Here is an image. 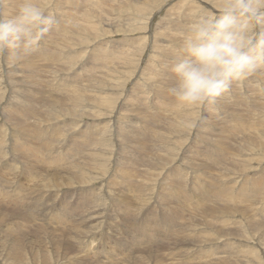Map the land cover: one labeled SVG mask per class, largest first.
<instances>
[{"label":"rangeland","instance_id":"374dc122","mask_svg":"<svg viewBox=\"0 0 264 264\" xmlns=\"http://www.w3.org/2000/svg\"><path fill=\"white\" fill-rule=\"evenodd\" d=\"M222 1L37 0L44 7L46 13L52 14L56 19V24L41 42L40 49L30 59L19 63H13L6 55L1 59L2 55H0V80L4 83L3 90L0 91L4 97L0 101V203L3 202L0 205V214L9 215L7 217H11V221H13L11 224L14 228H16V221L17 223L20 222L21 216H25L26 220L30 218L34 220L33 216L37 219L40 217L42 220L38 224L30 226L29 234L23 228V232L27 236L14 243H11L14 239L16 240L14 233L11 232L13 233L11 235L9 232V234L4 233L3 239L0 238V264L11 262L15 264H63L76 253L79 254L77 262L81 264H117L119 262L120 264H140L139 261L141 260L146 261V264H159V259L166 263L167 258L168 262L172 261L174 264H187V249L191 251L194 249V254H198L199 249L205 250L206 255L202 257L204 259L218 255L216 251L207 255L210 248H219L221 256L226 257L229 263H238L241 260L243 264H264V212H262L264 210V154L262 156L257 155L259 147H264V123L261 121L262 116H264V109L258 108L259 105L264 104V71L243 80V85H234L230 90L243 95L248 103H253L255 100L254 103L257 102V105L252 108H244L238 98L234 99L231 104H222L218 111L223 115L211 114L209 116L205 114L204 117L200 115L201 118L199 117L198 121H203L204 124L199 125L195 132L190 126L185 129L181 128L179 120L182 119L184 109L177 106L167 93L166 89L170 83L167 79L169 74L162 73L159 82L153 83L154 70L157 67L163 69V66L175 54V45L178 44L187 25L198 15L205 12L212 13L214 9H219ZM16 2L17 0H7L8 5L12 6L8 8V11L13 10ZM165 5L167 8H163ZM191 8H194L195 12ZM149 31H153L152 37L145 35ZM147 43L150 44V52L145 49ZM34 81H38L37 85L40 86L32 85L31 83ZM76 81L77 93L72 98H63V112L60 115L51 112L52 118L42 114L44 118L51 119L50 127L46 125L47 122L44 123L46 126L40 125L37 121L39 120L38 117L33 118L31 116L29 125L25 122L27 120H24L26 127L24 133L26 135L20 136L23 139L19 145L20 150H27L24 147L21 148V144L28 145V147H33V145H36L37 148L41 147L43 155L46 156L43 159L44 166L42 165L40 168L43 170V167H47L45 168L46 172H43V177L47 173H53L45 182L46 187L53 190H45L48 193L43 191V193L40 192L42 195H39L36 191L31 192L37 181L27 182L28 179L24 177L25 175L21 174L20 177L18 174V166L21 167V163H24L23 159H19L21 162L16 163L17 166L14 162L11 164L9 161H15L11 155L17 157V154L12 150L11 146L13 145L11 144L14 141L11 139L18 135L13 134V137L10 138L11 132L14 128L19 131L20 126L15 123L11 110L9 107L7 108L6 103H11L13 94L15 99L12 98V100L17 105L24 102L27 107H31L33 101L39 98L42 99L40 102L47 105L51 102L52 93L55 90L74 85ZM22 82L25 83V88L21 95L19 91L24 86ZM18 86L19 88H17ZM147 94L151 95V103L155 107L154 112H151L146 105L149 103V98L146 99ZM233 97L236 96L233 94ZM33 104L36 106L37 113L42 111L37 102ZM117 105H119V109H117ZM196 109L197 107L192 109L191 119H195ZM71 113L73 120H70ZM204 113L201 111L202 115ZM240 114H243L244 117H241ZM246 117L251 119L250 123ZM16 118L15 120H17ZM231 120H238V123L231 126ZM57 126L61 127L60 137L55 133ZM76 126L77 132L80 128L89 129L92 134L86 132V136L89 137L90 135V139L93 140L92 145L87 143L88 146L83 149L77 144V154L74 153L73 142ZM34 127L40 130L34 133L32 130ZM99 131L102 132L97 134ZM238 133L240 135H237ZM42 134L46 135L42 136ZM32 135L38 136V138H33ZM29 136L32 139L28 138ZM44 139L46 140L44 141ZM30 140L36 143L34 144ZM198 142H203V144L199 143L203 148V145L206 144L214 148L220 154L219 160L210 162L211 158L200 153L203 148ZM67 148L70 149V154L64 157L62 164L49 159V154H54V150L60 151ZM154 151H160L164 155H174L175 168L186 171L187 177L186 180L184 179L186 187L180 191H183L184 194V191L189 190L187 193H191L190 195L185 193L187 196L184 195L191 198L186 203L187 206L191 203L190 207L185 208L178 202L165 200L161 189V192L156 193L159 190L158 183L154 182L157 174L146 175L147 170L139 164L141 160L150 157ZM191 155L196 156L193 158L195 161L192 159L190 163L194 162L195 165L199 163L196 167L201 169L192 166L185 158ZM77 163H79L82 171L92 175L102 173V166L107 164L105 170L117 176L113 179L108 173L104 180L105 187L107 184L106 189L112 197L116 196L117 200L123 197L129 200L131 198L133 201L131 204L134 207L131 209L134 210L133 216H130L120 212L116 204L108 207L95 202V209L97 210L95 213H103L99 217L100 228L96 233L106 234V238L104 236L105 240L96 239L93 241L91 243L92 250L86 251L87 247H85V249L80 248L79 252L74 251L75 249L78 251L75 244H73L75 246L72 249L71 243L62 242L63 240L61 241L58 237L64 221L42 222L48 213L60 212L51 209L55 203L62 201L64 208L69 205L71 208L68 206L65 210H71V213L66 214V217L69 215L68 218L71 219L76 214L78 215V212L73 211L72 213V209L75 208H72L74 199H77L79 203L80 200L84 199V196L95 198V194L98 193L95 192L90 195L89 185L76 184L69 179L70 177L66 173L67 168L69 164L71 167ZM112 163H114V168L111 167ZM55 167L61 169L56 170ZM171 167L173 166L169 168ZM188 167L193 169L202 181L193 180L192 174H188ZM176 173L174 172L173 176L171 174L166 176L170 178L166 179L169 181H166L168 185H170V181L176 179L174 176ZM150 175L153 177L151 178ZM146 178L148 182H146ZM110 179L112 180L110 181ZM129 179L144 180L148 184L150 182L149 185L154 186V189L145 191L146 198L143 193L144 198H135L134 195L132 196V192L125 194L124 190L127 189V186L121 182V180L127 181ZM107 180L110 184L112 183V187L109 186ZM38 182H42L41 178L38 179ZM113 184L119 187H115ZM171 184L173 185V183ZM96 185L98 183H94L90 187ZM194 185L204 192L199 198L195 193ZM120 186H124V190ZM173 187L177 188L174 185ZM116 188L120 189L117 190ZM259 188L262 190L256 192ZM192 189L195 191L193 192ZM108 192L103 191L105 198L109 197ZM1 193L3 194L1 195ZM194 193L197 198H194ZM230 194H232L231 199L229 198ZM217 195L220 196V200H218ZM31 197L36 200L34 205L30 204ZM201 199L206 202L204 209L207 206L206 209L210 208L209 210H211L209 217L205 220L204 217L197 216L198 220L196 215L191 213L194 202L197 203ZM44 203L46 204L45 207ZM178 206L184 208L181 210L185 211L175 210L176 207L179 208ZM147 207L151 209L153 216L149 219L143 217V222H137L136 217L141 214L138 209L145 210ZM35 209L40 210L38 212ZM22 211L24 215L21 214ZM114 211L117 215L113 214ZM119 216H122L121 218L125 220L126 224L120 223L121 218ZM172 216L175 217L172 224L174 227L172 225L168 227L166 218ZM90 220L85 221L86 223L84 222L85 224L79 228H87ZM128 220L130 221L128 222ZM77 221L80 222L78 219ZM223 222L227 223L224 224ZM221 223L224 225L220 226ZM124 224L130 237H125V233H123L125 232L123 231ZM66 227L68 232L71 230L69 233L72 232L69 235L70 238L82 237L83 233L79 229H75L73 232L74 226ZM220 227L225 230L223 233H221L222 231L219 232ZM186 228L188 230H185ZM200 232H205L206 235L194 237V239L189 237L191 234L198 235ZM119 234L122 236L120 237ZM131 234L137 238L160 235L162 239H156L151 244L146 239V241L142 240V245L137 246L139 248L135 247L133 250H128L130 252L125 253L126 244L129 242L128 245H130L132 242ZM87 236L91 238L89 233ZM87 240L88 237L84 239L83 243H86ZM197 243H201V247L195 249ZM103 245H108L105 249L109 255L107 252H103L102 247L98 249L102 253L95 254L94 248ZM116 246L119 247L117 251L114 250ZM158 247L160 250L157 252L155 249L158 250ZM67 249L69 252L66 251ZM121 251L124 253L120 254ZM63 252L68 255H64ZM43 253L49 254L46 263L42 256ZM158 253H161V257ZM242 253H247L246 257H243ZM147 254L152 256H146ZM175 255L178 257L176 258ZM135 257L136 260L131 261ZM147 258L149 261L151 260L150 263ZM200 264L202 263L200 262Z\"/></svg>","mask_w":264,"mask_h":264},{"label":"bare ground","instance_id":"6f19581e","mask_svg":"<svg viewBox=\"0 0 264 264\" xmlns=\"http://www.w3.org/2000/svg\"><path fill=\"white\" fill-rule=\"evenodd\" d=\"M223 2V1H222ZM221 2V3H222ZM173 3V2H172ZM180 5H181V2H180ZM192 7V6H191ZM163 8H167V6L165 5ZM191 9H193L194 10V8H191ZM202 9V8H201ZM211 9V8H210ZM217 9V8H216ZM212 9L213 11L212 12H216V11H219V9ZM194 12H195V10H194ZM209 12V11H208ZM205 13H207V12H205ZM152 34H153V31H149V32H146L145 33V35L147 36V37H152ZM145 49H147V51L148 52H150V44L149 43H147L146 44V47H145ZM5 57V55H2L1 56V59H3ZM23 83V82H22ZM32 85H34V86H40V85H37L38 84V81H34V82H32L31 83ZM46 84V83H45ZM22 85V84H21ZM23 88L21 89V91H19L20 92V94L22 95L23 94V90H24V88H25V83H23ZM48 85V84H47ZM46 85V86H47ZM236 85H243V81H241V82H239L238 84H235V86ZM3 87H4V83L0 80V91H2L3 90ZM48 87V86H47ZM15 88V87H14ZM17 88H19V86L17 87ZM16 88V89H17ZM49 88V87H48ZM252 92H255V91H252ZM77 93V81H76V83L74 84V85H70V86H65L64 88H62V89H58V90H55L53 93H52V99L50 100L51 102H49L47 105H44L42 102H40L42 99L41 98H39V99H37V100H34L33 101V103L34 102H37V105L38 106H40L41 107V109H42V111L41 112H38L37 113V111H36V106H34V104L32 103V106L31 107H27L26 106V104L23 102V101H21V102H23L21 105H17L15 102H13V100H12V98H14L15 99V96L12 94V98H11V103H6V106H7V108L9 107L10 108V110H8V111H10L11 112V114H12V117H13V119H14V121H15V123L18 125V126H20V129H19V131H17V129H15L14 128V130H13V132H11L12 134V136H10V138H12L13 137V134H17L18 136H16V137H14V138H12L11 140H13L14 142L11 144V145H13V146H11L12 147V150L17 154V157H15L14 155V158L16 159V161H12V160H9L10 161V163L11 162H14L15 164L18 162V161H20L19 159H23V161H24V163H23V166L24 167H26V168H24L23 166H18V168H19V171H23V172H26L25 173V178H27L28 180H27V182L28 181H32V182H34V180L35 181H37L36 182V184L34 185V187H33V189L31 190V192H33V191H36V193L38 192L39 193V195H42V194H40V192H42L43 193V191H45V190H53V189H50V188H47L46 187V184H45V182H46V180H47V178H49L50 176H52L53 175V173H50V174H46L45 175V177H43L44 176V173L43 172H46V169L45 168H47V167H43L44 169L43 170H41L42 168H40V166H44V163H43V159H45V157L44 156H46V155H43V149H41V147L40 148H37V147H35L34 145H33V147H28V145L26 146V145H24V144H21V148H26L27 150H25V151H22V150H20V148H19V145H20V143L22 142V140L23 139H21V137H22V135L24 134V135H26V133H24L25 131H26V127L24 126L25 124H24V120H27V121H25L27 124H28V122H29V120H30V117L32 116L33 118H36V117H38L39 118V120H37L38 122H39V124L40 125H43V126H49L50 127V124H49V122H51V119L50 120H48L47 119V117L46 118H44L43 116H42V114L43 115H47L48 117H52V115L50 114L51 112H53V113H58L59 115L63 112V104H62V100H63V98H65V97H69V98H72V97H74V95ZM233 94L236 96V97H233ZM252 96V95H251ZM38 97V96H37ZM49 97H50V95H49ZM17 98V97H16ZM149 98V103H146V105H147V107L149 108V110L151 111V112H154L155 111V107H153V103H151V95L150 94H147L146 95V99H148ZM239 99L240 101H241V103H242V105H243V107L244 108H247V107H250V108H252L254 105H257V102L256 103H254V101L255 100H253V103H248L247 101H246V99H245V97L243 96V95H241V94H239V93H236V92H232V91H230L229 93H227L225 96H223L221 99H220V101L218 102V104L217 105H215V106H211V107H197V109H196V114H195V120H197V123H196V125L195 126H193L192 127V131L193 132H195L196 131V129L198 128V126L200 125H203L204 124V122L203 121H201V122H199L198 120H199V117H200V115L201 116H205V114H208L209 116L211 115V114H219V115H223L222 113H219V108H220V105H222V104H231V103H233V100L234 99ZM255 98V97H254ZM4 99V97H3V95H2V93H0V101H2ZM261 100V99H260ZM45 101V100H44ZM121 101H122V99H121ZM264 101V100H263ZM47 102V101H46ZM6 108V107H5ZM258 108L259 109H264V104L263 105H259L258 106ZM40 109V110H41ZM117 109H119V105H117ZM192 109L193 108H191V109H184V111L182 112L183 113V115H182V118H190L191 119V116H192V114H193V112H192ZM2 110V109H1ZM39 110V109H38ZM7 111V110H6ZM201 111H204L205 113L202 115L201 114ZM245 111V110H244ZM211 112V113H210ZM72 116H73V114L71 113L70 114V120H73V118H72ZM208 116V117H209ZM240 116L241 117H244V115L243 114H240ZM11 117V116H10ZM17 117V118H16ZM207 117V116H206ZM205 117V118H206ZM15 118L17 119V120H15ZM53 118V117H52ZM201 118V117H200ZM247 118V120H249V122L248 123H250V121H251V119L249 118V117H246ZM11 121H12V118L10 119ZM10 120H9V122H10ZM205 120V119H204ZM261 121L264 123V116H262V118H261ZM45 122H47V124L46 125H44V123ZM199 122V123H198ZM231 123H230V125L231 126H234V125H236L237 123H238V120H231L230 121ZM49 124V125H48ZM29 125V124H28ZM14 127V126H13ZM187 126H182L181 125V128L182 129H185ZM31 128H32V126H31ZM30 128V129H31ZM28 130H29V128H27ZM33 130V132L34 133H36L38 130H40L39 128L37 129V128H33L32 129ZM32 132V131H31ZM41 132V131H40ZM86 132H88V134H92L90 131H89V129H87V128H84V129H79V132H77V126H76V131H75V137L73 138V142H74V147H75V151H74V153H76L77 154V144H78V146L81 148V149H83L85 146L87 147L88 146V144H90V145H92L93 144V140L92 139H90V135H89V137L88 136H86ZM102 131H99L97 134H100ZM55 133L60 137V135H61V127L60 126H57L56 128H55ZM104 133V132H103ZM196 134H197V132H196ZM35 135V134H34ZM34 135H32L33 136V138H38V136H34ZM44 135H46V134H42V136H44ZM77 135H78V141H77ZM237 135H240L239 133L237 134ZM21 136V137H20ZM238 137V136H237ZM24 138V137H23ZM27 138V137H26ZM28 138H30V139H32L30 136L28 137ZM26 140V139H25ZM24 140V141H25ZM35 140V139H34ZM39 140V139H38ZM46 139H44V141H45ZM27 141V140H26ZM25 141V142H26ZM31 141V140H30ZM29 142V141H28ZM31 142H33V141H31ZM24 143V142H23ZM27 143V142H26ZM30 143V142H29ZM34 144L36 143V142H33ZM37 143H38V141H37ZM88 143V144H87ZM199 143H202L203 144V142H198V144ZM28 144V143H27ZM39 144H40V142H39ZM43 145V144H42ZM200 145V144H199ZM32 146V145H31ZM39 146H41V145H39ZM196 146V145H195ZM201 147H202V145H200ZM204 146V148L203 149H201V150H203L202 152H200L201 154H204V155H206V156H208L209 158H211L212 160H210V162H216V161H218L219 160V158H220V154L217 152V151H215V149L214 148H212L210 145H208V144H206V145H203ZM8 147V146H7ZM198 147V146H197ZM196 147V148H197ZM195 148V149H196ZM198 149H199V147H198ZM198 151V150H197ZM9 152V151H8ZM7 152V153H8ZM70 152V149L69 148H67V149H63V150H60V151H54V155H56V157H51V154H49V159H52V160H55V162H59V163H63V159H64V157L66 156V155H68V154H70L69 153ZM10 153V152H9ZM12 153V152H11ZM73 153V154H74ZM6 154V153H5ZM20 154V155H19ZM264 154V147H262V146H260L259 147V149H258V152H257V155H259V156H262ZM75 155V154H74ZM8 156V155H7ZM195 156L196 155H191V156H186L185 158H187L188 159V162L190 163V160H192L193 158H195ZM77 157V156H76ZM75 157V158H76ZM175 156L174 155H164V154H161V152L160 151H154L153 153H152V155L150 156V157H148V158H146V159H143V160H141L140 161V165H143L144 166V168L147 170V172H145V173H147L146 175H148V174H151V173H155V174H157L156 176L157 177H155L154 178V182H157L158 184V186H159V190H158V192H156V193H159V192H161L160 191V189L162 190V192H163V196L165 197V200H168L169 202H178L180 205H182V207L184 206L185 208L186 207H190V204L187 206V204L186 203H188V201L189 200H191V198H188V197H185L184 195H186V194H188L187 192L189 191V190H187V191H184L185 193L183 194V191H180V190H182L184 187H186L185 186V182H184V179L187 177V173H186V171L184 170V169H176L175 168ZM197 158V157H196ZM21 159V160H22ZM194 160V159H193ZM199 160V159H198ZM195 161V160H194ZM197 161V160H196ZM21 162V161H20ZM75 162V161H74ZM73 162V163H74ZM197 162H199V161H197ZM8 163V162H7ZM194 163V162H193ZM192 162L190 163L192 166H197V165H195V164H193ZM11 164H13V163H11ZM18 164V163H17ZM17 164H16V166H17ZM22 164V163H21ZM41 164V165H40ZM72 164V163H71ZM75 164V163H74ZM20 165V164H19ZM200 165H202V164H200ZM69 166H70V164H69ZM68 166V168H67V171H66V173L69 175V179L70 180H72V181H74L76 184H83V185H89V194L90 195H92V194H94L95 192H98L97 194H95V198H91V197H88V196H84L83 198V200H80L79 201V203L77 202V199H74L73 200V203H72V208L73 207H75L74 209H72V213H73V211L76 213V212H78V215L76 214V216H74V217H72L71 219H69L68 217H69V215L66 217V214H69V213H71L70 211H67V210H65V208H67V207H65L64 208V205H63V203H62V201L60 202V203H55L54 205H52V207H51V209L52 210H55L54 209V207L55 206H57L58 208H59V210H60V212L58 213V212H54V213H51L50 211V213H48V215L45 217V218H43L44 219V221H42V222H45V223H54V221H56V222H58V221H64V224H63V226L61 227V229H60V233H59V235H58V237L61 239V241L62 242H68V243H71L70 244V246L71 245H73V244H75L77 247H78V251H76L77 249H75L74 251L75 252H79V249L80 248H84L85 249V247H87V249H86V251L88 250H92L93 248L91 247V243L93 242V241H95L96 239H98V240H105L104 239V236H105V238H106V234L104 235L103 233H96L98 230H99V228H100V219H99V217L103 214V213H95L97 210L95 209V202H96V204L98 203V204H101V205H104V206H108V207H110L109 205H112V204H116V205H118V209L120 210V212H122L123 214H125V215H130V216H133V211L131 210V209H133L134 207L132 206V202L133 201H131V198H130V200L129 199H127V198H125V197H123V198H121V199H119V200H117L116 199V196H114V197H112V195L110 194V192H108V189H106V187H107V184H106V187H105V184H104V180H105V177L108 175V173L109 172H107L105 169L107 168V164H104L102 167H103V172L102 173H94L93 175L92 174H89V173H87V172H84V171H82L81 170V168L79 167V163H77V165H73V166H71V167H69ZM170 166H173V167H171V168H169ZM177 166V165H176ZM111 167L112 168H114V163H112L111 164ZM179 167V166H178ZM198 167V166H197ZM196 167V168H197ZM13 168V167H12ZM55 168H57L56 170H58V169H61V168H59V167H55ZM169 168V169H168ZM205 168V167H204ZM203 168V169H204ZM197 169H201V168H197ZM16 170H17V168H16ZM55 170V169H54ZM53 170V171H54ZM53 171H51V172H53ZM187 171H188V174H192L191 176H193V180H196V181H202L200 178H199V176L195 173V171L193 170V169H191V168H189L188 167V169H187ZM56 172V171H55ZM174 172H177L174 176H175V180H173V177H171L172 179L171 180H173V181H170L171 183H173V185L174 186H176L177 188H174L173 187V185L171 184V183H169L170 185H172V186H170V185H168V183H166V179H170V178H167L168 176H169V174H171L172 176H173V173ZM1 173V172H0ZM164 173V174H163ZM163 174V175H162ZM153 175V174H152ZM162 175V176H161ZM168 175V176H167ZM195 175V176H194ZM20 177H21V175H19ZM109 176H112V178L113 179H115V177L117 176L116 174H114V173H109ZM167 176V177H166ZM150 177L152 178L153 176H151L150 175ZM23 178V177H22ZM39 178H41V181L42 182H38V179ZM117 178H119V177H117ZM147 178H149V176H147ZM146 178V179H147ZM192 178V177H191ZM5 179V178H4ZM22 180V179H21ZM112 179H110V181H111ZM150 180V179H149ZM186 180V179H185ZM109 180H107V182H108ZM144 181V180H143ZM139 181V180H137V179H129V180H121V182H123V184H125V186H127V189L126 190H124L123 189V187L124 186H120L124 191H125V194H128V193H126V192H132V196L134 195L135 196V198H137V197H140L141 199L142 198H144L143 196H142V193L145 195V198H146V193H145V191H147V190H149V189H152L154 186H150L149 184H150V182H149V184L148 183H146V182H148V179L146 180V182L144 181ZM31 182V183H32ZM106 182V183H107ZM113 182V181H112ZM120 182V183H121ZM167 182H169V181H167ZM94 183H98V185H96V186H94V187H90V186H92ZM109 183V182H108ZM153 183V182H152ZM15 184H17V183H15ZM21 184V183H20ZM23 184V183H22ZM34 184V183H33ZM112 184V183H111ZM111 184L109 183V186L110 187H112L111 186ZM116 184V183H115ZM115 184H113V185H115ZM167 184V185H166ZM156 184H155V186H157ZM108 186V187H109ZM116 186H118V185H115V187ZM21 187H24V186H21ZM114 187V188H115ZM119 187V186H118ZM192 187V186H191ZM223 187H226V186H223ZM158 188V187H157ZM194 188H195V190H193V192L195 191V193L197 194V196H198V198L201 196V195H203L204 194V192L200 189V188H197V187H195V185H194ZM17 189H20V188H17ZM74 189V188H73ZM110 189V188H109ZM112 189V188H111ZM117 190H119L118 188H116ZM134 189H136V190H134ZM154 189V188H153ZM261 188H259L256 192H258L259 190H260ZM57 190V189H56ZM114 190V189H113ZM117 190H116V193H117ZM262 190V189H261ZM24 191V190H23ZM58 191V190H57ZM62 191V190H61ZM92 191V192H91ZM103 191L104 192H108L110 195H111V197H110V195H109V197H107V198H105V195H104V193H103ZM25 192V191H24ZM30 192V193H31ZM46 192V191H45ZM112 192V191H111ZM115 192V191H114ZM191 192V191H190ZM46 193H48V192H46ZM50 193V192H49ZM88 193V192H87ZM115 193V194H116ZM151 193H153V192H151ZM150 193V194H151ZM195 193H194V198L196 197L195 196ZM3 193H1V195H2ZM26 194H28V193H26ZM63 194V193H62ZM114 194V193H113ZM118 194V193H117ZM121 194H123V193H121ZM162 194V193H161ZM191 193H189L188 195H190ZM256 194V193H255ZM258 194V193H257ZM18 195V194H17ZM48 195V194H47ZM57 195V194H56ZM65 195H67V194H65ZM69 195V194H68ZM124 195V194H123ZM130 195H131V193H130ZM60 196V195H59ZM124 196H128V195H124ZM156 196V195H155ZM157 196H158V194H157ZM187 196V195H186ZM231 196H232V194H230V196H229V198L231 199ZM254 196V195H253ZM32 197H34V196H32ZM31 197V199H30V204L31 205H34L35 203H36V200H35V198H32ZM36 197V199H38V197L37 196H35ZM40 197V196H39ZM43 197H44V195H43ZM50 197H52L51 196V194H50ZM64 197V196H63ZM117 197H119V195H117ZM190 197V196H189ZM217 197H218V200H220V196L219 195H217ZM255 197V196H254ZM149 198H151V197H149ZM161 198V197H160ZM197 198V197H196ZM244 198H246V197H244ZM248 198V197H247ZM250 198V197H249ZM252 198V197H251ZM257 198V197H256ZM261 198V197H260ZM43 199V198H42ZM47 199V198H46ZM45 199V200H46ZM133 199V198H132ZM258 199V198H257ZM39 200V199H38ZM48 200V199H47ZM162 200V199H161ZM246 200V199H245ZM44 201V200H43ZM163 201V200H162ZM168 201H166V202H168ZM8 202V201H7ZM48 202V201H47ZM140 202V201H139ZM159 202V201H158ZM43 203V202H42ZM71 203V202H70ZM78 203V204H77ZM193 203V202H192ZM195 204H193L192 205V211L193 212H191L192 213V215H196V218H198V217H204L203 219L205 220L206 218H208L209 217V215H210V213H211V210H209V209H206V207H205V209H204V206H205V200H200V201H198L197 203L196 202H194ZM236 203V202H235ZM1 204H3V202L2 203H0V205ZM51 204V203H50ZM65 204V203H64ZM136 204V203H135ZM172 204H174V203H172ZM171 204V205H172ZM177 204V203H176ZM241 204V203H240ZM245 204V203H244ZM45 203H44V207H45ZM67 205V204H66ZM177 206V205H176ZM242 206V205H241ZM70 207V206H69ZM113 207H115V206H113ZM168 207V206H167ZM166 207V208H167ZM175 207V206H174ZM179 207V206H178ZM182 207H179V208H175V210H180V211H185V210H181V209H184V208H182ZM233 207V206H232ZM244 207V206H243ZM21 208V207H20ZM71 208V207H70ZM104 208V207H103ZM165 208V207H164ZM165 208V209H166ZM263 208V207H262ZM111 209H112V207H111ZM170 209V208H169ZM169 209H167V210H169ZM36 210V209H35ZM40 210V209H39ZM39 210L37 209L36 211H38L39 212ZM44 210V209H43ZM103 210V209H102ZM105 210V209H104ZM103 210V211H104ZM107 210V209H106ZM126 210V211H125ZM139 211H140V216L139 217H136V220H137V222H143L142 220H143V217H145V219H149V218H151L152 216H153V213H152V211H151V209L150 208H148L147 207V209H145V210H143V209H138ZM233 210V209H232ZM234 210H235V208H234ZM21 211V210H20ZM26 211V210H25ZM48 211V210H47ZM56 211V210H55ZM138 211V212H139ZM1 212H3V211H1ZM23 212V211H22ZM101 212V211H100ZM116 212V211H115ZM164 212V211H163ZM187 213L189 212V211H186ZM250 212V211H249ZM262 212H264V210L262 211ZM34 213H36V212H34ZM175 213V212H174ZM173 213V214H174ZM180 213V212H179ZM184 213V212H183ZM194 213V214H193ZM22 215H24V212L23 213H21ZM32 214H33V211H32ZM108 214V213H107ZM106 214V215H107ZM169 214V213H168ZM177 214V213H176ZM36 215H38L39 216V214H36ZM43 214H41V216H42ZM71 215V214H70ZM73 215V214H72ZM109 215H110V213H109ZM115 215H117V214H115ZM171 215V214H170ZM185 215V214H184ZM235 215V214H234ZM7 216H9V215H6V214H0V238L1 239H3L2 238V236L4 235V233L6 234V232L8 233H10V235L11 234H13L14 233V236H15V238H16V240L14 239V241H12L11 243H14V242H16V241H18V240H20V239H24L26 236H27V234H29V228H30V226H32V225H34V224H38V222L39 221H41L42 220V218H40V217H38L39 219H37V217L35 218L34 216L32 217V218H34V220L33 219H29V220H26L27 218H24V217H20V222L19 223H17V221H16V223H15V225H16V228H14L13 226H12V224H11V222H13V221H11V217L10 218H8ZM18 216V215H17ZM32 216V215H31ZM30 216V217H31ZM44 216V215H43ZM198 216V217H197ZM250 216V215H249ZM1 217H3V218H1ZM19 217V216H18ZM71 217V216H70ZM113 217V216H112ZM120 217V216H119ZM122 217V216H121ZM120 217V218H121ZM14 218V217H13ZM116 218V217H115ZM131 218V217H130ZM235 218H236V216H235ZM8 219H10V220H8ZM18 219V218H17ZM77 219L78 220H80V222L78 223V221H77ZM91 219V220H90ZM117 219V218H116ZM203 219H201V220H203ZM6 220H8V221H6ZM31 220V221H30ZM33 220V221H32ZM88 220H90V223L89 222H87V223H89V224H87V228H85L84 227V225H83V227L84 228H79V226H81L82 224H85L86 222L85 221H88ZM110 220V219H109ZM113 220V219H112ZM198 220H199V218H198ZM10 221V222H9ZM118 221H119V218H118ZM117 221V222H118ZM130 220H128V222H129ZM166 221H167V226L169 227V226H171L172 224H173V222L175 221V217L174 216H172V217H167L166 218ZM249 221H251V219H249ZM77 222V223H76ZM85 222V223H84ZM113 222V221H112ZM111 222V223H112ZM241 222V221H240ZM105 223V222H104ZM108 223V222H107ZM106 223V224H107ZM120 223H125V220L124 219H122L121 218V222ZM224 224L225 223H227V222H223ZM223 223H221L220 224V226L221 225H224ZM92 224V225H91ZM109 224V223H108ZM126 224V223H125ZM125 224L123 225V231H125V232H123V233H125V237H127V236H129V232L128 231H126V228H125ZM186 224V223H185ZM239 224V223H238ZM74 226V228H73V232H75L74 230L75 229H79L82 233H83V235H82V237L81 238H79V237H75V238H70V234L72 233H69L68 231H67V227L66 226ZM190 225V224H189ZM227 225V224H226ZM103 226V225H102ZM109 226H111V225H109ZM113 226H115L114 224H113ZM173 226V225H172ZM65 229H64V228ZM90 227H92V228H90ZM174 227V226H173ZM228 227V226H227ZM226 227V228H227ZM23 228H25L26 230H27V234H24V232H23ZM63 228V229H62ZM116 228V227H115ZM176 228V227H175ZM181 228V227H180ZM71 229V228H70ZM190 229V228H189ZM173 230H176V229H174L173 228ZM185 230H188L187 228L185 229ZM80 231H77V232H80ZM181 231H183L182 229H181ZM220 231H222L221 233H223L225 230L224 229H222L221 227L219 228V232ZM227 231V230H226ZM11 232H13V233H11ZM76 232V233H77ZM91 235V238H89V236H87V234L88 233ZM176 232V231H175ZM187 232V231H186ZM237 232V231H236ZM8 233V234H9ZM23 233V234H22ZM26 233V232H25ZM76 233H74L75 235H77ZM82 233H80V234H82ZM119 233V232H118ZM121 233V232H120ZM177 233V232H176ZM192 233V232H191ZM244 233V232H243ZM2 234V235H1ZM240 234V233H239ZM206 234H205V232H200L198 235H193V234H191V236H189V237H191V239H194V237H199V236H202V237H204ZM73 236V235H72ZM94 237V239H93V237ZM119 236H120V234H119ZM122 236V235H121ZM120 236V237H121ZM7 237V236H6ZM9 237V236H8ZM57 237V238H58ZM86 237H88V240H87V242L85 243V246L83 245L84 243H83V241H84V239L86 238ZM119 237V238H120ZM130 237V236H129ZM10 238V237H9ZM123 238V237H122ZM172 238V237H171ZM170 238V239H171ZM6 239V238H5ZM11 239H12V237H11ZM90 239V240H89ZM148 240L149 241V244H151L152 242H154V240H156V239H162L161 238V236L160 235H151L150 237H148V238H143V237H140V238H137L136 236H134L133 234H131V240H132V242H131V244L130 245H128L129 244V242H128V244H126L127 246H125V250H124V252L125 253H127V252H130V251H128V250H133V248H135V247H137V246H139L140 244H141V242H143L142 240ZM164 239H166V238H164ZM173 239H174V236H173ZM8 240H10V239H8ZM129 240V239H128ZM130 240V241H131ZM145 240V241H146ZM167 241H168V239H166ZM172 240V239H171ZM60 241V240H59ZM137 241H139L140 243H135V242H137ZM114 242H116V241H114ZM175 242V241H174ZM56 243H57V240H56ZM119 243V242H118ZM177 243V242H176ZM58 244V243H57ZM63 244V243H62ZM61 244V245H62ZM144 244V243H143ZM146 244H148L147 242H146ZM157 244V243H156ZM213 244V243H212ZM65 245H67V244H65ZM75 245H73V248L72 249H74V246ZM116 245H117V243H116ZM142 245V244H141ZM140 245V246H141ZM169 245V244H168ZM59 246V245H58ZM68 246V245H67ZM69 246V247H70ZM122 246V245H121ZM139 246V247H140ZM144 246H145V244H144ZM147 246V245H146ZM152 246V245H151ZM72 247V246H71ZM71 247H70V249H71ZM77 247H75V248H77ZM100 247H102L103 248V252H107L106 251V247H108V245H103V246H100ZM113 248V246H110V248ZM117 247V248H116ZM115 248H114V250H116L117 251V249L119 248L118 246H116ZM139 247H137V248H139ZM148 247H150V246H148ZM166 247V246H165ZM196 247H201V243H197V244H195V249H196ZM61 248V247H60ZM144 248H146V247H144ZM159 248V247H158ZM185 248V247H184ZM71 249V250H72ZM83 249V250H84ZM108 249V251H110L109 250V248H107ZM121 249H122V247H121ZM127 249V250H126ZM168 249V248H167ZM174 249V248H173ZM63 250V249H62ZM143 250V249H142ZM142 250H141V253H142ZM150 250H152V249H150ZM157 252L160 250V248L157 250V249H155ZM178 250V249H177ZM176 250V251H177ZM188 251H187V253L186 254H188L186 257L188 258V260H187V264H200V262L202 263V264H243L242 263V261L240 260V262L238 261V263H229L228 261H227V258L226 257H224V256H221V252H220V249L219 248H210L209 249V252L207 253V255L209 254V253H214L215 251L217 252V254L218 255H213L212 257H207V258H202V257H204L205 255H206V252H205V250H202V249H199V253L198 254H194V249H193V251H191L190 249H187ZM245 250H247V249H245ZM66 251H68L69 252V249H67ZM118 251H120V250H118ZM139 251V250H138ZM175 251V252H176ZM186 251V250H185ZM185 251H183V252H185ZM72 252V251H71ZM100 252V251H99ZM123 252V253H124ZM135 252V251H134ZM152 252H153V250H152ZM164 252V251H163ZM171 252V251H170ZM179 252V251H178ZM102 252H100V254H101ZM108 253V255H109V252H107ZM118 253V252H117ZM116 253V254H117ZM122 253V251H121V253L120 254H123ZM138 253V252H137ZM136 253V254H137ZM146 253H149V252H146ZM156 253V252H155ZM165 253V252H164ZM63 254L64 255H68L66 252H63ZM70 254V253H69ZM74 254V253H73ZM83 254H85V253H83ZM87 254V253H86ZM152 254V253H151ZM157 254V253H156ZM161 254V253H160ZM160 254L158 253V255L160 256ZM163 254V253H162ZM173 254V253H172ZM179 254V253H178ZM177 254V255H178ZM185 254V255H186ZM243 255V257H246V255H247V253H242ZM72 255V254H71ZM78 253H76L75 255H73L70 259H67L63 264H81V263H78L77 262V260H78ZM167 255V254H166ZM174 255V254H173ZM42 256H43V258H44V260H45V263L48 261V259H49V254L48 253H43L42 254ZM86 256V255H85ZM85 256H84V258H85ZM110 256H112V255H110ZM117 256V255H116ZM146 256H152V255H149V254H147ZM168 256V255H167ZM172 256V255H171ZM93 257V256H92ZM96 257V256H95ZM134 257V256H133ZM144 257V256H143ZM148 257V258H149ZM161 257V256H160ZM173 257V256H172ZM175 257H176V255H175ZM178 257V256H177ZM176 257V258H177ZM182 257V256H181ZM238 257H239V254H238ZM86 258H87V256H86ZM119 258V257H118ZM146 258V257H145ZM148 258H147V261H149L148 260ZM164 258V257H163ZM175 258V260H177ZM97 259V258H96ZM96 259H94V260H96ZM133 259V258H132ZM142 259V258H141ZM216 259V260H215ZM83 260V259H82ZM134 260H136V257L133 259V260H131V261H134ZM155 260H156V258H155ZM154 260V261H155ZM181 260H183V259H181ZM100 261V260H99ZM112 261V260H111ZM115 261V260H114ZM113 261V262H114ZM120 261V260H119ZM151 261V260H150ZM150 261H149V263H150ZM157 261V260H156ZM166 263H164V261L163 260H158V263L159 264H174V262H172V261H169L168 262V258L166 259ZM214 261H218V262H214ZM130 262V261H129ZM140 262V264H146V261H144V260H141V261H139ZM95 263V262H94ZM111 263V262H110ZM128 263V262H127ZM136 263H138V262H136ZM8 264H15V263H13V262H11V263H8ZM116 264V263H115ZM117 264H120V262L119 263H117ZM129 264V263H128ZM152 264V263H151ZM185 264V263H184Z\"/></svg>","mask_w":264,"mask_h":264},{"label":"clouds","instance_id":"9594fccd","mask_svg":"<svg viewBox=\"0 0 264 264\" xmlns=\"http://www.w3.org/2000/svg\"><path fill=\"white\" fill-rule=\"evenodd\" d=\"M9 7L0 0V55L24 62L40 49L56 19L37 0ZM175 47L163 69L154 70L153 83L169 74L167 93L183 109L217 105L235 84L264 71V0H223L219 11L192 20ZM179 123L193 127L197 120Z\"/></svg>","mask_w":264,"mask_h":264}]
</instances>
